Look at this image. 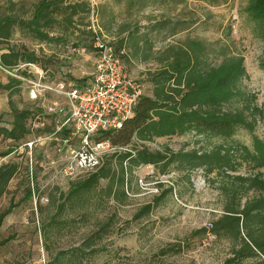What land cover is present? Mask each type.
<instances>
[{"label": "rangeland", "instance_id": "1", "mask_svg": "<svg viewBox=\"0 0 264 264\" xmlns=\"http://www.w3.org/2000/svg\"><path fill=\"white\" fill-rule=\"evenodd\" d=\"M39 1L0 0V16L29 20ZM249 1L63 0L61 5L83 2L82 10L74 14L71 21L63 20L62 11L54 13L57 21L47 30L58 39L51 41L34 38L28 28L18 22L12 25L11 35L0 39V52L7 48L32 52L38 61L18 60L12 66L0 65L1 82H7L10 77L20 80V83H12L10 92L0 88V125L10 126L9 100L16 108L31 110L26 120L30 131L25 138L13 141L0 136V152L12 148L8 154L0 156V164L19 162L18 172L0 197V210L10 202L13 204L0 226V239L12 236L0 245V264H50L56 256L61 264H219L230 254L228 238L211 233L192 234L222 212L224 195L217 187L215 172L207 174L203 168L190 171L172 168L160 173L153 164H140L133 168L132 175H127L125 199L106 198L102 188L107 179H100L85 192L84 206L67 199L58 212L56 204L61 192L66 194L71 182L85 175L53 183L37 168L39 194L47 199L35 200L25 173L27 154L22 144L31 137L43 135L34 149L37 158L59 160L67 154L69 144L46 138L52 125L49 116L40 113L43 105L60 96L46 89L34 97L28 79L51 85L61 80H79L90 74L96 58L92 50L94 34L114 44L122 53L127 69L142 82L145 94H151L152 83L148 78L162 66L157 58L168 45H181L187 38L200 40L205 45V62L211 64L218 63L223 52L242 54L246 76L241 86L254 95L253 99H249V107H245V102L235 101L222 104L219 109H243L248 119L255 120L253 132L264 137V67L261 65L264 38L258 35L256 20L245 9ZM253 105L258 108L255 114L250 113ZM233 137L251 143L248 129L239 128ZM220 141L217 137L194 135L189 131L154 137L144 144L149 149L162 145L190 149ZM78 143L77 138L71 140V145ZM136 143L133 137L121 146L131 148ZM240 171L244 172L245 167L241 166ZM163 190L167 191L148 213L133 217L142 205L152 202ZM254 194L256 191L247 190L241 200ZM106 220L109 224L101 227ZM87 240L93 243L87 246L84 244ZM171 244H178L177 249L161 252ZM80 247L81 257L70 255L78 253L75 248Z\"/></svg>", "mask_w": 264, "mask_h": 264}, {"label": "trees", "instance_id": "2", "mask_svg": "<svg viewBox=\"0 0 264 264\" xmlns=\"http://www.w3.org/2000/svg\"><path fill=\"white\" fill-rule=\"evenodd\" d=\"M63 0H40L29 20L15 19L10 15L0 16V39L11 35V27L15 22L27 27L31 35L40 41L58 39L47 30L57 21L54 13L64 12L63 20L71 21L74 14L82 10L83 2H67ZM252 19L256 20V31L264 38V0H250L245 6ZM68 10L69 12H65ZM68 13V14H67ZM46 26V29L42 27ZM93 35V39L95 38ZM123 40H120L119 47ZM118 47V48H119ZM122 55V53H121ZM205 45L200 40L187 38L181 45H168L157 59L162 66L152 72L148 78L152 83L151 94L143 93L138 99L134 113L126 118L118 129L104 130L98 137L109 138L113 144L128 143L133 137L137 143L131 148L115 151L96 170L83 178L71 182L66 194L61 192L56 204L59 212L67 199L72 203L85 204V192L96 186L100 179H107L102 188L108 199L123 200L127 197L125 186L127 175L140 164H153L160 173L169 169L190 171L203 168L205 172L218 175L217 187L224 195L222 212L192 234L206 235L230 240V254L219 264H264V137L254 133L255 120L248 119L243 109L221 110L222 104L229 102H245L249 107V94L241 86L246 76L244 57L240 53L223 52L222 59L215 64L205 62ZM18 60L36 62L38 57L32 52L14 50L0 52V65L12 66ZM264 67V61L261 64ZM20 83L19 79L8 78L0 88L9 89L12 83ZM10 102L12 119L10 126L0 125V136L19 141L29 134L26 124L31 114L28 108H16ZM41 110V108H39ZM258 110L252 107V114ZM48 116V115H47ZM239 128L251 132V143L246 144L233 137ZM193 131L194 135L217 137L220 142L211 146L192 147L190 149H173L168 145L149 149L144 142L173 134H184ZM11 147L0 152V156L8 154ZM241 166L245 171L241 172ZM27 164L25 173L27 175ZM19 162L7 161L0 164V197L7 191L11 178L18 172ZM161 184V183H160ZM247 190L256 191L251 197L241 200ZM163 190L152 202L142 205L133 215L138 218L148 213L162 198ZM88 201V200H87ZM13 204L0 210V226L3 218L12 209ZM109 224L106 220L101 226ZM100 237V234H96ZM12 236L0 239L4 244ZM89 240L84 244L90 246ZM171 244L162 248V253L177 249ZM70 255L81 257L82 248ZM74 250V251H75ZM94 250V249H93ZM77 253V254H76ZM247 260L246 263H243ZM50 264H61L56 256Z\"/></svg>", "mask_w": 264, "mask_h": 264}, {"label": "built area", "instance_id": "3", "mask_svg": "<svg viewBox=\"0 0 264 264\" xmlns=\"http://www.w3.org/2000/svg\"><path fill=\"white\" fill-rule=\"evenodd\" d=\"M92 50L96 56L93 70L79 80H61L49 85L28 79L34 97L46 89L60 96L43 105L40 113L48 115L52 125L46 138L69 144L67 154L59 160L36 157L34 149L43 135L31 137L22 144L27 154L29 188L35 200L47 199L39 194L37 168L53 183L59 179L73 180L96 170L108 155L127 149L98 135L104 130L120 128L133 115L143 94L142 82L129 72L114 44L95 35ZM73 138L79 143L71 145Z\"/></svg>", "mask_w": 264, "mask_h": 264}]
</instances>
